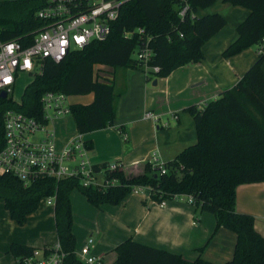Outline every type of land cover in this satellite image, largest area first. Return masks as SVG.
<instances>
[{
  "label": "trees",
  "instance_id": "16d2710c",
  "mask_svg": "<svg viewBox=\"0 0 264 264\" xmlns=\"http://www.w3.org/2000/svg\"><path fill=\"white\" fill-rule=\"evenodd\" d=\"M193 9L207 8L217 0H189ZM250 9L238 25V37L223 52L228 57L255 45L257 51L264 39V0H224ZM46 0H0V40L19 39L41 28L43 20L36 15ZM227 20L213 12L200 17L181 19L176 0H129L120 9L112 32L106 40H94L84 48L72 50L57 62L46 57L43 67L28 83L20 102L12 96L0 95V149L4 140V113L15 109L42 119L41 97L47 91L68 95L94 93L89 104L71 103V114L80 133H88L114 124L118 98L126 91L115 76L96 74L95 64L142 69L147 79L169 75L174 69L204 57L202 46L221 29ZM143 27L152 36L155 51L151 65L159 69L145 70L134 53L142 44L138 34L124 35L125 30ZM183 33V36L180 33ZM194 118L197 140L166 162V172L149 161L117 169H106L105 178L115 179L108 185L85 186L79 177L55 180L38 177L25 184L9 173L0 175V198L10 216L23 225L37 210L42 199L55 195V224L59 242L66 253L62 264H86L75 250L73 213L70 195L80 190L94 205L118 204L138 187H149L157 202L185 196L193 198L197 214L209 211L216 216L217 227L236 233L232 258L224 264H264V235L255 228L254 215L236 207L237 187L242 183L264 181V51L230 88L202 106L186 107ZM88 150L93 142L86 140ZM102 166H106L103 163ZM96 171L101 166H93ZM36 247L13 243L10 251L18 264ZM46 248H50L47 246ZM47 250V249H46ZM113 264H217L202 257L187 259L183 255L134 240L125 239L115 247Z\"/></svg>",
  "mask_w": 264,
  "mask_h": 264
},
{
  "label": "crops",
  "instance_id": "0c3cea01",
  "mask_svg": "<svg viewBox=\"0 0 264 264\" xmlns=\"http://www.w3.org/2000/svg\"><path fill=\"white\" fill-rule=\"evenodd\" d=\"M200 16L219 12L226 24L202 46L201 61L182 65L165 77L150 83L144 70L111 71L117 84L126 76V91L118 98L114 124L103 129L82 133V140H91L93 148L85 158L91 164L121 161L126 166L149 161L156 154L167 162L197 140L193 116L186 107L202 106L232 87L258 58L255 45L226 57L224 50L238 37L237 27L248 16L250 9L217 0L207 8L198 9ZM99 64H95L97 66ZM102 67V66H101ZM72 97V99H71ZM94 93L69 95L70 103L89 104ZM152 111L158 119L146 118ZM177 116V117H175ZM72 114L50 121L58 149L65 148L79 133L76 123L71 127ZM66 129V130H65ZM102 178L103 176L100 175ZM149 187H140L120 203L92 204L80 190L70 195L73 213V231L78 252L89 236L95 240L93 252L101 255L104 264H113L117 258L115 247L128 238L176 252L187 259L202 257L217 264L232 258L237 235L225 227H217L216 216L203 211L185 196L164 200L161 204L151 197ZM39 203L23 225H19L0 198V264H18L10 251L13 243L36 248L54 246L59 242L55 224V207ZM236 207L255 217V228L264 235V181L242 183L237 187Z\"/></svg>",
  "mask_w": 264,
  "mask_h": 264
},
{
  "label": "built area",
  "instance_id": "2783aa9c",
  "mask_svg": "<svg viewBox=\"0 0 264 264\" xmlns=\"http://www.w3.org/2000/svg\"><path fill=\"white\" fill-rule=\"evenodd\" d=\"M127 1L129 0H46L45 5L36 13L44 24L26 36L29 44L19 39L0 40V93L7 92V97L13 94L21 73H29L34 78L42 71L46 57L59 62L72 50L84 48L94 40H106L112 32L114 21L119 17L121 6ZM176 5L182 20L200 17L199 10L193 9L189 0H176ZM134 34L142 39V44L135 51V58L143 64L146 71H157L159 66L151 65L155 55L150 45L152 36L143 27L124 31L126 36ZM180 35L183 36V33ZM258 50L264 51V39ZM100 68L103 65L95 66L97 75L98 72L101 73ZM41 102L44 111L42 119L11 108L5 111V144L0 149V175L13 174L25 184H30L41 176L55 180L77 176L85 186L115 183V179L105 178L104 172L107 168L117 169L122 164L121 161L107 162L104 167L98 164L102 168L96 171L93 167L95 164L85 158L88 149L85 140L81 138L82 133L79 132L65 148L56 147V136L49 123L71 114L69 95L47 91L42 95ZM144 116L155 120L159 117L152 111H146ZM149 162L161 172H166V162L156 154L151 156ZM100 175L103 177L98 179ZM188 200L192 202L193 198L189 196ZM45 202L54 205L55 195L46 197ZM160 203L165 204L164 201ZM94 246L95 240L89 236L77 255L86 264H104L102 256L93 252ZM65 255L58 242L50 248H35L31 254L22 258L21 263L62 264Z\"/></svg>",
  "mask_w": 264,
  "mask_h": 264
},
{
  "label": "rangeland",
  "instance_id": "374dc122",
  "mask_svg": "<svg viewBox=\"0 0 264 264\" xmlns=\"http://www.w3.org/2000/svg\"><path fill=\"white\" fill-rule=\"evenodd\" d=\"M134 56H136L135 55V53H134ZM129 68H131V69H136V70H139L138 68H133V67H128V68H125V67H120V68H118L117 70H116V72L117 73H120V72H122L124 69H129ZM108 69V68H107ZM107 69H105V68H100V70H101V75H102V77H106V78H111L112 76H111V71L110 70H107ZM140 70H142V69H140ZM126 74L125 75H123L122 77H121V75H120V77H118V75H117V78L118 79H120V78H122V81H123V85L125 86V90H126ZM155 78L154 77H152V79L150 80V83H152L153 82V80H154ZM33 80V75H31V74H29V73H21L20 75H19V77L17 78V82H16V85H15V87H14V90H13V94H11L12 96H13V99L15 100V101H17V102H20L21 101V98H22V95H23V92H24V90H25V87L28 85V83H30L31 81ZM120 86H122L120 83H118V87L120 88ZM10 95V96H11ZM71 99H72V97H71ZM74 119H70V123H71V127L72 126H74L75 124H74V121H73ZM66 130V129H65ZM101 177L99 176V178L98 179H100ZM44 202H45V200H44Z\"/></svg>",
  "mask_w": 264,
  "mask_h": 264
},
{
  "label": "water",
  "instance_id": "95a60500",
  "mask_svg": "<svg viewBox=\"0 0 264 264\" xmlns=\"http://www.w3.org/2000/svg\"><path fill=\"white\" fill-rule=\"evenodd\" d=\"M156 83H157V80L155 79V80H154V84H156ZM0 95H1L2 97H7V92L2 91V92L0 93Z\"/></svg>",
  "mask_w": 264,
  "mask_h": 264
}]
</instances>
